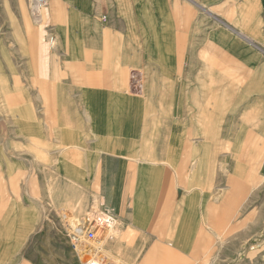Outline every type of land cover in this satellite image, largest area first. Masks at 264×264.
<instances>
[{"label": "crops", "instance_id": "1", "mask_svg": "<svg viewBox=\"0 0 264 264\" xmlns=\"http://www.w3.org/2000/svg\"><path fill=\"white\" fill-rule=\"evenodd\" d=\"M263 154L264 0H49L40 25L30 0H0L15 252L47 214L106 206L120 223L106 264L195 261L237 227Z\"/></svg>", "mask_w": 264, "mask_h": 264}, {"label": "rangeland", "instance_id": "2", "mask_svg": "<svg viewBox=\"0 0 264 264\" xmlns=\"http://www.w3.org/2000/svg\"><path fill=\"white\" fill-rule=\"evenodd\" d=\"M32 2L33 0H30L32 20L40 25L41 23L36 22L32 15ZM140 86L134 78H131L129 84L131 93L139 92L141 90ZM262 156L259 163L256 164L258 170L261 169L264 162V154ZM262 173L257 175V179L250 183L253 184L255 190L252 197L254 200L249 199L244 207H239L237 227L231 228L229 221H226L225 226L223 225L222 228L220 243L210 244L204 257L192 262H182V264H264V203H262L264 194H261L262 189H264V175ZM229 185L234 186L237 191L252 187L241 181L235 183L232 181ZM105 207L95 208L87 214L82 213L84 215L80 220L91 217L93 213ZM62 215L63 213L60 214L59 212L58 214V211L47 214L44 225L36 229L18 252L15 251L19 243L15 242L16 240L12 236L6 235L7 230L5 228L0 227V264H87L91 258L92 250H88L89 245L87 243H85L87 246L83 245L82 247L73 244L71 239L73 229L68 224L72 220H65ZM2 219L3 213H0V222ZM57 237L64 240L58 243ZM109 242L107 241L101 253L97 254L100 257L99 262L101 264H106L103 251ZM60 249L65 252L59 254Z\"/></svg>", "mask_w": 264, "mask_h": 264}, {"label": "built area", "instance_id": "3", "mask_svg": "<svg viewBox=\"0 0 264 264\" xmlns=\"http://www.w3.org/2000/svg\"><path fill=\"white\" fill-rule=\"evenodd\" d=\"M47 6L48 0H33L32 15L36 22L42 23L43 12ZM62 216L65 220H72L68 224L73 229L71 233L73 244L82 247L87 243L88 250H92L91 258L88 261L100 254L98 252L102 251L105 243L114 240L120 231L119 220L110 207H105L82 221L67 213H63Z\"/></svg>", "mask_w": 264, "mask_h": 264}, {"label": "bare ground", "instance_id": "4", "mask_svg": "<svg viewBox=\"0 0 264 264\" xmlns=\"http://www.w3.org/2000/svg\"><path fill=\"white\" fill-rule=\"evenodd\" d=\"M84 248V247H83ZM83 250V249H81ZM99 253H101V251H99ZM104 256V255H103ZM100 257H98L97 255L95 256V258H92L90 261H88V264H101V262H99ZM102 260V259H101ZM84 264V263H83Z\"/></svg>", "mask_w": 264, "mask_h": 264}]
</instances>
